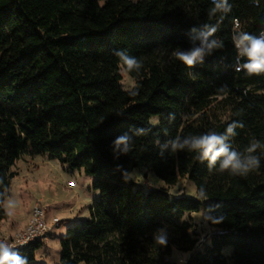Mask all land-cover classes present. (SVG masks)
<instances>
[{
    "label": "trees",
    "instance_id": "obj_1",
    "mask_svg": "<svg viewBox=\"0 0 264 264\" xmlns=\"http://www.w3.org/2000/svg\"><path fill=\"white\" fill-rule=\"evenodd\" d=\"M228 3L229 13L209 18L213 0H0V220L11 166L41 154L83 169L97 191L89 217L60 237V264H175L173 249L188 254L185 264H264V148L252 153L260 168L239 177L171 143L242 122L231 148L244 153L253 138L264 145V75L236 72L246 60L232 43L236 19L253 35L264 30V0ZM205 24L222 46L189 68L172 53L199 47ZM121 50L143 62L126 73L128 89ZM125 135L126 153L114 144ZM140 167L167 187L190 179L195 196L143 190L130 177ZM199 210L211 229L202 240L191 216ZM161 229L166 245L156 242ZM42 243L11 251L28 264Z\"/></svg>",
    "mask_w": 264,
    "mask_h": 264
},
{
    "label": "rangeland",
    "instance_id": "obj_2",
    "mask_svg": "<svg viewBox=\"0 0 264 264\" xmlns=\"http://www.w3.org/2000/svg\"><path fill=\"white\" fill-rule=\"evenodd\" d=\"M121 72V85L130 88L133 80ZM156 117L151 118L155 123ZM11 171L15 172L3 202L7 217L0 220V241L11 246L20 240L18 237L31 223L33 206L42 209L45 223L53 225L47 239L37 248L35 259L28 264H60L59 239L74 221L89 217V206L97 198V191L91 188L90 175L83 169H69L56 159L47 155H22L17 159ZM130 177L142 187H167L151 170L145 167L135 168ZM168 191L173 195L195 196V185L188 178H180L169 185ZM199 239H204L211 229L208 226V214L203 210L191 213ZM56 223V224H55ZM12 249V248H11ZM225 255L231 252L230 246L222 249ZM188 254L173 249L170 258L175 264H185Z\"/></svg>",
    "mask_w": 264,
    "mask_h": 264
},
{
    "label": "clouds",
    "instance_id": "obj_3",
    "mask_svg": "<svg viewBox=\"0 0 264 264\" xmlns=\"http://www.w3.org/2000/svg\"><path fill=\"white\" fill-rule=\"evenodd\" d=\"M258 2V0H255ZM214 7L209 12V18L217 12L227 14L231 11V5L228 0H213ZM223 20V16L221 17ZM220 22H218L219 24ZM234 28L232 33V43L235 46L237 56L245 58L246 62L237 63L234 65L236 72H244L246 76L264 75V30H261L258 35H253L247 31L241 30L239 20L233 21ZM205 31L201 33L199 39L201 45L193 47L187 51L175 50L172 55L174 58L189 68H192L197 63L203 62V57L206 53H211L213 49L220 48L222 41L218 39H210L217 32L216 26L204 25ZM115 55L118 57V64L123 73H139L143 67L142 60L136 56L130 55L125 50L117 51ZM236 127L243 128L244 124L232 122L227 123L224 134H218L214 131L193 136L190 140L186 139L183 144L179 143V138L172 141L173 150L189 146V150L199 151L200 156L196 157L201 163L207 161L208 169L211 171L219 160L218 171L220 173L227 172L231 176L246 177L249 173L257 171L261 164L260 158L252 155L258 148H264L260 141L253 138L251 144L241 153L226 142L230 136H233ZM128 137L120 136L114 144L116 148L123 146V151H129ZM197 198L201 200L207 199L205 189L201 187L197 192ZM223 221V216L219 217L215 222ZM156 242L160 245H166L167 240L164 230H159L156 235ZM12 246L0 241V264H27V260L20 259L17 253L11 251Z\"/></svg>",
    "mask_w": 264,
    "mask_h": 264
},
{
    "label": "built area",
    "instance_id": "obj_4",
    "mask_svg": "<svg viewBox=\"0 0 264 264\" xmlns=\"http://www.w3.org/2000/svg\"><path fill=\"white\" fill-rule=\"evenodd\" d=\"M31 212V223H29L27 229L23 231L22 235L18 237L20 240L18 241V239H15L17 241L12 244V248H20L27 245L28 243L47 239L48 233L53 225L45 223L42 217V209L39 206H33Z\"/></svg>",
    "mask_w": 264,
    "mask_h": 264
}]
</instances>
